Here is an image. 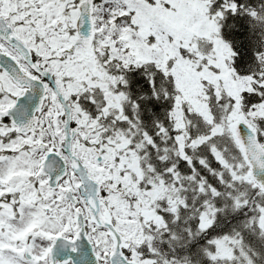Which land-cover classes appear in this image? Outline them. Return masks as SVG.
Listing matches in <instances>:
<instances>
[{"label":"snow or ice","instance_id":"1","mask_svg":"<svg viewBox=\"0 0 264 264\" xmlns=\"http://www.w3.org/2000/svg\"><path fill=\"white\" fill-rule=\"evenodd\" d=\"M0 264H264V0H0Z\"/></svg>","mask_w":264,"mask_h":264}]
</instances>
